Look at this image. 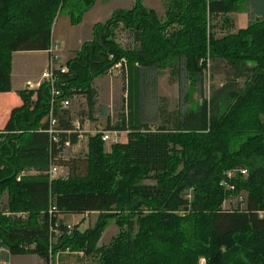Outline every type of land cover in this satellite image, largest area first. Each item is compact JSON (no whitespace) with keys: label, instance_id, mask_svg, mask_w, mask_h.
I'll list each match as a JSON object with an SVG mask.
<instances>
[{"label":"trees","instance_id":"16d2710c","mask_svg":"<svg viewBox=\"0 0 264 264\" xmlns=\"http://www.w3.org/2000/svg\"><path fill=\"white\" fill-rule=\"evenodd\" d=\"M97 1L0 0V94L13 92L15 53L47 51L64 10L80 24ZM136 1L94 26L92 42L68 61L67 73H59L53 106L60 130L73 131L74 119L61 102L83 97L92 118L99 105L94 81L126 60L136 93L129 94L128 114L107 131L127 132L128 142L106 152L97 134L88 140L87 155L63 159L66 143L79 139L62 134L51 146V88L19 92L23 104L0 130V201L7 196L0 249L38 255L48 264L50 227L58 225L53 255L70 249L97 264H264V0H172L163 24ZM240 2L247 4V27L219 37L212 21L235 12ZM120 25L134 36L132 48L115 42ZM170 58L196 80L217 63L227 65L233 78L182 115L174 129H154L143 120L144 97ZM239 79L242 88L234 86ZM52 160L68 169L67 178L50 182ZM241 170L248 175L229 178ZM30 171L38 174L18 181ZM241 193L244 204L224 209ZM91 214L100 217L95 228L68 231L67 216ZM108 219L120 232L98 247Z\"/></svg>","mask_w":264,"mask_h":264},{"label":"rangeland","instance_id":"374dc122","mask_svg":"<svg viewBox=\"0 0 264 264\" xmlns=\"http://www.w3.org/2000/svg\"><path fill=\"white\" fill-rule=\"evenodd\" d=\"M171 1L141 0V3L148 11L154 12L161 21V24H163L166 21V13L171 5ZM136 3V0H98L91 11L83 16L80 24H73L69 11L64 10L56 20L52 38V41L62 48L61 65L67 66L68 61L74 59L81 51L84 43L92 42L93 28L96 24H105L116 11H129L136 6ZM246 7V2H240L237 4L235 12L212 21V25L216 26L213 31L219 37H222L227 34L236 33L240 29H245L248 18L242 14L246 12ZM114 33L115 42L120 48L128 49L135 45L136 41L134 36L124 29L123 25L116 28ZM46 64L47 58L43 54L18 53L13 55L12 74L15 78H18L16 79L18 81L28 77H37L41 75V70ZM232 74V70L227 65L217 63L212 65L211 70L207 66L203 77H201L202 80H196L195 78H190L186 72L184 63H178L177 58H170L165 62L159 72L156 84L146 89L143 120L154 129L159 127H166L169 130L174 129L176 122L182 115L188 111H196L203 101L213 94L214 89L221 88L227 83L228 79L233 78ZM96 80L98 86L97 92L101 96V100L99 107L92 116V121L87 110V103L82 101V99L72 98L68 111L71 112L74 120L84 123L90 121V123L94 124L90 130H107L109 122L112 127H116L121 123L122 116L128 114L129 94L131 93L132 96L136 92H133L134 83L130 80V77L124 69L115 70L113 74L100 76ZM243 83L244 80L239 79L235 82L234 86L242 88ZM102 108H104L106 113L105 116L102 115ZM95 122L98 124H95ZM113 139L114 136L112 135ZM126 141L125 134L122 137L118 134V142L120 144H125ZM105 150L106 152H111L110 144L105 145ZM87 152L88 144L84 140L77 150H73L71 147L66 148L62 157L63 159L84 157ZM241 196L243 197V201H240L238 197L227 199L223 204L224 209L229 210L239 202L244 204L246 194L241 193ZM6 202L7 198L4 196L0 201V211L5 208ZM11 217L20 219L18 215ZM99 221L100 217L98 214L89 215L83 218L82 221L81 217H77L73 221L66 219L69 225L73 227L80 226L79 230L82 233L88 229L95 228ZM119 232L120 228L117 226L116 221L108 219L107 225L101 234L102 236L98 247L108 246L117 237ZM52 262L53 264H97V258L88 256L84 252H75L67 249L57 253L53 257ZM202 263H204V260H202ZM12 264L47 263H43L38 255L29 254L14 257Z\"/></svg>","mask_w":264,"mask_h":264},{"label":"built area","instance_id":"2783aa9c","mask_svg":"<svg viewBox=\"0 0 264 264\" xmlns=\"http://www.w3.org/2000/svg\"><path fill=\"white\" fill-rule=\"evenodd\" d=\"M45 53L48 55V66L47 68L44 70V72L42 73L41 79L38 83L30 87L35 88L36 90L39 89L42 85L44 84H48L49 87L51 88V93H52V108H51V114H50V118H49V128H48V134L50 136V140H51V146L53 147L54 145L58 146L60 143V138L62 134H67V135H71V134H77L78 138L80 139V135L82 133V126L80 124H77L75 130L73 131H63L60 130L59 128V121L55 118V116L53 115V106H54V99L59 96V91L57 90V81H58V76L59 73H67L68 72V68L67 66L61 65L62 64V48H60V46L53 42L51 43L50 48L45 51ZM208 66L210 67V64H208ZM126 70L127 74V62L126 60L121 61L120 63H118L116 66H114L110 71H109V75L113 74L114 71L116 70ZM71 105V101L70 100H63L61 102V108L63 110H69ZM1 134H4L2 131H0V136ZM97 134H102V141L105 145H111V144H115L118 141L112 140V135L113 134H118V132H111V131H106V130H97L94 131V135ZM70 142H67L65 146H69ZM238 172L241 173L242 176L246 177L248 175V171L247 170H241V171H235V172H231L229 173V178L234 177L235 175L238 174ZM25 175V173H22L19 177H18V181H21V178ZM46 175L48 176L50 182L61 179V178H67L68 176V169L66 167L60 166L58 164H56L53 160L51 161L50 167L48 169V171L46 172ZM230 188V187H229ZM240 201H243V197L240 196L239 197ZM3 215L5 216H15L12 213H9L8 211H5L3 213ZM19 218L21 219H26V215L25 214H17ZM50 215H54V211L51 209L50 210ZM73 226L67 224V229L69 232H71L73 230ZM59 235L58 232V225L53 226L51 225L50 227V261L48 264H53L52 259L55 255L53 252V246L56 244L57 241V237ZM34 248L33 246L31 247V249ZM4 250V252H6L7 254H10V252L8 250L2 249Z\"/></svg>","mask_w":264,"mask_h":264},{"label":"crops","instance_id":"0c3cea01","mask_svg":"<svg viewBox=\"0 0 264 264\" xmlns=\"http://www.w3.org/2000/svg\"><path fill=\"white\" fill-rule=\"evenodd\" d=\"M247 11L248 10H247V7H246V12L243 13L242 15H246L247 18H248V12ZM247 21L249 23V19ZM248 23H247V25H248ZM19 53H25V52H19ZM26 53H36V54L45 55L46 58H47V64L41 70V75H39L37 77H28L26 79L18 81V80H16L18 78L17 77L15 78V76H13V74H12L13 92L12 93H7V94H0V130H2L5 127L7 121L9 119V117H10L11 111L14 108L19 107V106H21L23 104L22 99L19 96V92H21L23 90H27L28 85H30V86L34 85L35 86V84L40 81L42 73L44 72V70L46 69V67L48 65V56L46 55L45 52H26ZM16 54H18V53H15L14 55H16ZM96 81L97 80L94 81L93 88L96 91H98V88H97L98 86H97ZM29 89L33 90L35 88L30 87ZM78 99H82V101H85V103H87L86 99H84L83 97H78ZM98 100H99V103H100L101 96L99 94H98ZM98 107H99V105H98ZM99 115H100V113H99ZM90 119L92 121V118H90ZM77 124H80L82 126V128H83L82 133L80 135V139L78 138L79 140H78V143L76 145H72L70 143V145L68 147L65 146L66 148H70L71 147L73 150H77L80 147L82 141L86 140L87 144H88V140H89L90 136H94V130H92V129L90 130V128L92 126H94V124L90 123V121H86L84 123V122H78V121L74 120V127L75 128H76ZM95 124H98V123L95 122ZM109 126L112 127L110 122L108 123V127ZM108 127H107V129H108ZM75 128H74V130H75ZM95 131H97V130H95ZM111 132H113V133L118 132V134H120L121 137H122V135L125 134L126 138H127V141L125 142V144L128 142V133L127 132H119V131H111ZM118 134H113V136H114L113 141H115V140L118 141ZM86 135H88V136H86ZM117 143H119V142H117ZM112 145L113 144H111L110 146H112ZM87 154H88V152H87ZM37 174L38 173L36 171H30V172L25 173V175H37ZM5 197L7 198V196H5ZM91 215H96V214H91ZM88 216L89 215H86V216L74 215V216H67L66 219H68V220L70 219V220L73 221V220H76L77 217H81V221H82L83 218H86ZM76 224H78V223H76ZM14 257H19V256H12L11 254H7L6 252H4V250L0 249V264H12V260H13ZM43 263H45V262L43 261Z\"/></svg>","mask_w":264,"mask_h":264},{"label":"water","instance_id":"95a60500","mask_svg":"<svg viewBox=\"0 0 264 264\" xmlns=\"http://www.w3.org/2000/svg\"><path fill=\"white\" fill-rule=\"evenodd\" d=\"M29 88H30V85H28L27 89H29Z\"/></svg>","mask_w":264,"mask_h":264}]
</instances>
